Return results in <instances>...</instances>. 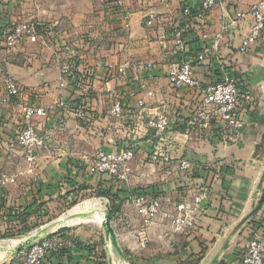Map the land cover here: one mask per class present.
I'll return each mask as SVG.
<instances>
[{"label": "crops", "instance_id": "crops-1", "mask_svg": "<svg viewBox=\"0 0 264 264\" xmlns=\"http://www.w3.org/2000/svg\"><path fill=\"white\" fill-rule=\"evenodd\" d=\"M56 1L0 0V132H13L12 138L16 141L14 136L21 121V104L26 103L53 110L46 123L51 131L56 128L83 131L100 126L106 129L104 150L133 146L134 157L125 170V188L135 189L139 183L142 186L138 187H156L162 211L168 213L173 212L175 204L183 199L181 193L189 198L201 188L189 182L186 178L189 172L178 169L179 160L189 159L197 169H201L202 175L210 170V175L218 177L214 179L209 198L202 204V215L192 229L173 234L168 220L162 215L146 227V230L157 234L159 241L151 264H189L202 256L198 262L201 264L206 254L217 249L215 255L220 250V241L223 242L251 210L254 193L264 174V153L261 155L256 151L264 136V31L246 52L240 53L238 46L242 36L249 31L252 18L246 14L244 20L238 21L235 16L238 11L248 13L258 0H219L206 20H193L184 13V4L194 7V0H125L131 11L129 27L123 26L114 0ZM150 11L157 12L160 19L152 26H146L145 16ZM57 14H65L71 20L52 17ZM28 19H35L41 25L39 40L5 47L1 37L4 28ZM173 25L184 27L186 31L185 52L182 55L175 51L169 37ZM223 27L226 32H223L219 53L194 64V73L202 82H209L221 78L224 72H232L241 82V91H249L254 96L251 103L247 102L248 107L246 102L243 104L245 127L233 143L226 145L217 139L215 130L194 132L189 136L181 131L198 103L193 93L183 87L172 86L167 79L172 62L193 60L194 54L210 44ZM57 29L58 33L54 31ZM70 54L75 58L79 71L88 67L91 73L83 83L60 88V62ZM124 62L129 63V68L121 70L120 65ZM5 75L16 80L20 88L17 98H11L2 86L1 79ZM60 99L74 106L85 105L93 116L89 125L66 115L58 107ZM114 99L120 100L123 105V117L119 120L109 116ZM140 100L144 102L141 106ZM139 111L145 115L162 111L170 114L173 122L158 137L137 124L136 114ZM152 155L158 158L155 162ZM68 157L66 153L53 156L41 149L32 172L27 170L29 164L23 151L21 160L26 165L15 171L0 162L1 170L16 175L15 184L0 189V238L9 232L16 233L27 223L32 225L42 220V216L51 211V205H57L58 201L66 204L74 195L77 197L84 192L97 191L101 176L68 168ZM137 174L143 177L137 178ZM194 174L197 172L194 171ZM152 175L156 179L155 184L148 186L153 180ZM110 182L106 185L113 186V190L119 187ZM181 185L185 186L178 187ZM126 206L132 207L140 221L134 207L130 204ZM9 214L11 217L7 218ZM39 214L41 218H37ZM60 218L64 219L65 215ZM69 220L52 226L54 230H47L43 236L55 234L54 240L65 249L66 255H71L66 264H94V232L88 228L71 230L67 226ZM245 231L248 234L244 239H237L238 233L232 236L218 264H238L237 251L245 245L249 235V231ZM141 237L144 238V234ZM79 240L90 241V249L78 248L81 246L77 244ZM232 241L237 244H232ZM140 243L142 248L143 242ZM134 246L135 243L129 239L127 249L133 252Z\"/></svg>", "mask_w": 264, "mask_h": 264}, {"label": "built area", "instance_id": "built-area-1", "mask_svg": "<svg viewBox=\"0 0 264 264\" xmlns=\"http://www.w3.org/2000/svg\"><path fill=\"white\" fill-rule=\"evenodd\" d=\"M194 1V7L188 4L183 8L184 13L193 20H206L219 0ZM113 3L120 14L123 26L129 27L131 11L126 6L125 0H114ZM246 14L251 16L252 22L249 31L241 38L238 46L240 53L246 52L264 31V0H258L248 13L238 11L235 16L238 21H241L244 20ZM158 19H160L159 14L150 11L145 16L144 24L152 26ZM39 27L41 25L35 19L20 20L8 25L1 34L4 46L12 48L25 41L37 42L40 37ZM185 32V28L179 25H173L169 30V37L173 42L174 49L181 55L185 52ZM223 32H226L225 27L222 32L212 38L210 44L202 47L193 60L182 59L172 62L167 71V79L172 86L183 87L193 93L194 99L198 103L195 112L185 120L182 132L189 136L194 132L203 133L215 130L217 139L226 145L233 143L245 127L243 104L246 102L248 107L247 102L251 103L254 96L249 91H241V82L232 72H224L219 80L209 82H202L194 73V64H199L205 61L208 56H215L219 53L224 37ZM76 64L75 58L71 54L60 62L58 76L60 88L74 87L89 77L91 70L85 67L79 71ZM126 68H129V63L124 62L120 65L121 70ZM1 83L11 98L19 96L20 88L12 76L5 75L1 79ZM143 103V100L139 101L140 106ZM21 106V121L14 139L22 148L24 158L29 164L28 172H32L37 153L45 148L52 138V131L47 128L46 123L53 110H47L45 107L33 103L21 104ZM58 107L63 109L66 115L73 116L84 125H89L93 117L85 105L74 106L64 99L59 100ZM109 116L116 120L123 117V105L120 100L112 101ZM136 121L137 124L160 137L170 128L173 117L162 111L152 115H145L139 111L136 114ZM133 157L134 149L130 145L114 150L100 149L97 151L95 159L85 168L88 173L106 174L113 180L124 181L127 163ZM195 167V164L186 158L178 162V169L182 172H191ZM15 183L16 175L0 169V189ZM209 194L210 190L207 186H202L189 198L179 200L171 213L163 212L160 198L151 193L129 191L123 202L134 207L144 227L152 225L158 216L162 215L168 220L171 233L181 234L195 226L202 215V204L208 200ZM258 213L255 223L249 226V235L245 245L237 251L236 261L238 264H264V207ZM56 244L60 247L57 240ZM52 246L53 240L47 237L33 242L28 249L22 251V257L17 261V264H44L45 256Z\"/></svg>", "mask_w": 264, "mask_h": 264}, {"label": "rangeland", "instance_id": "rangeland-1", "mask_svg": "<svg viewBox=\"0 0 264 264\" xmlns=\"http://www.w3.org/2000/svg\"><path fill=\"white\" fill-rule=\"evenodd\" d=\"M56 3H59V0L56 1ZM86 5L89 6V4ZM55 16L58 17L60 16L62 18H66L67 20H71L69 16L65 14L52 15V17ZM51 26L52 28L55 27L53 25ZM56 28H58V25ZM54 31L58 33L59 30L57 29ZM105 131L106 129H103L100 126L97 127V129H92V130L84 129L83 131L81 130L79 131L78 129L77 130L72 129L68 131L66 128H62V129L56 128V130L52 131L53 134H52V138L50 139L52 140V142L51 143L48 142L49 144L47 148H42V150L51 152L53 156L59 154H65V153L68 154L69 157L67 158L66 161L67 166H69L68 168L74 167L76 163L89 164L95 159L97 151L103 149L102 147L105 144L104 143L105 141L103 140V135H105ZM12 133L13 132L11 133L6 132L5 130L0 132V154L2 157V158L0 157L1 158L0 162L3 163V166L10 168L12 171H15V169L23 167L26 164L23 160H21L22 148L16 141L14 142L12 138ZM157 159H158L157 157L154 158V155H152V160L154 162ZM131 161L128 162L127 165H130ZM142 174L141 175L137 174L136 177L142 178L143 177ZM153 175H152L153 180L149 182L148 186H152L153 184H155L156 179H154ZM110 180H111L110 182L111 184H116V186L119 185L125 188L124 181H119V180L113 181L112 179ZM140 184L141 183H139L138 186H142ZM138 186L135 189H129L127 187L125 189H127L128 191L129 190L132 191L143 188ZM114 191L115 190H113V192ZM101 194L102 192H100L98 195L96 194V191L95 192L88 191V192H84L80 196L76 197V195H74L73 197H71L70 200L68 201L69 204L68 203L65 204L63 202L58 201L57 205H51V209H50L51 211L47 215L44 214L42 216V222L37 226H35L34 228H32L31 230H29L26 234L16 235L13 232L7 233L4 237L0 238V264H14V260H15V264H17V261H19V259L22 257V251H16V248L17 246H20L23 243L26 236L35 233V231L37 230L40 231V229L43 226L53 221V219L56 220L63 215L70 214L73 208L76 205L82 203L83 201L93 202L92 205L94 207L93 209L96 210L98 209L97 211L102 212L101 215V217H103L102 221L99 223L98 221L95 220L94 217H90L88 218L89 220H84V221L69 220L67 222L68 223L67 226L71 230L88 228L89 230H92L94 232L93 244L95 248H94L93 257H95L96 260L94 261V264H113L114 256L112 254V249H111L112 243L110 241V236L108 234L107 226L105 224L106 219H108L110 227L113 230L116 239V244L120 253L123 255V257L126 258L129 264H151L152 262L150 261L153 260L154 258L153 253L156 250L157 244H159V241H157L156 239L157 234H155V232H150L146 230L147 228L144 227L141 224V221L138 220L132 207L126 206V204L124 205L123 200H120L118 195L117 196L114 195L113 198H110L107 195H101ZM253 202H255V199ZM255 216H257V213L253 216V218ZM48 230L50 231L54 229L48 228ZM242 230L239 233V238L237 237V239L239 240L246 238L248 234V232ZM143 234L145 236L144 238L141 237L143 236ZM95 236L97 237L96 239ZM44 237L46 236H43V238ZM129 239H131V241L136 245L133 247L134 248L133 252H131L130 249H127ZM13 240H15V243H13ZM141 241L143 242L142 248L139 247ZM232 242H233L232 244L235 245L237 244L234 243V241ZM237 242L239 241L237 240ZM220 243H222V241H220ZM77 244L81 245V249H87V247L89 248V245L92 243L87 240L83 242L79 240ZM210 245H211V238L207 244V247L209 248ZM216 250L217 249H214L210 254L208 255L206 254L201 264H206V262H208L210 258H212ZM67 260L63 259V262L65 263ZM48 263L52 264L51 262Z\"/></svg>", "mask_w": 264, "mask_h": 264}, {"label": "trees", "instance_id": "trees-1", "mask_svg": "<svg viewBox=\"0 0 264 264\" xmlns=\"http://www.w3.org/2000/svg\"><path fill=\"white\" fill-rule=\"evenodd\" d=\"M188 4H184L183 8L187 7ZM197 54V53H196ZM194 54V56L196 55ZM193 56V58H194ZM220 78H217V80H219ZM183 131V129L181 130ZM74 168H77L78 170H82L83 173H88L86 171V168H85V165L84 164H79V163H76ZM198 167L196 166L191 172H189V174L186 175V178L189 180V182H192L193 184H198L199 186H207V188L210 190L212 187H213V184L215 183L214 182V179H216V175L214 174H209L210 173V170H207L205 172V174H201L200 171L201 169H197ZM194 171L197 172V174H194ZM193 172V173H192ZM90 175H94V174H91V173H88ZM99 176H101L100 178V181H99V187L97 188V191H96V194L99 195L100 192H102L101 195H107L108 197L110 198H113L114 195H118L119 199L120 200H123L126 195L129 193V191L121 186H119L116 190V192H113L112 190V186L109 185L107 186L106 183L108 181H110V179H112L110 176L106 175V174H97ZM197 175V176H195ZM193 177H198L200 180L198 181H195ZM197 182V183H196ZM104 183V184H102ZM103 185V186H102ZM185 185H181V186H178V187H183ZM130 192H142V193H151V194H154V195H159V192L157 191L156 187H147V188H142V189H139V190H132ZM185 193H181V197L183 199H185ZM181 200V199H180ZM16 203V202H15ZM42 215H38L37 218H41ZM11 217L10 214L7 215V218ZM26 221V219L24 220ZM42 222V220L38 221V222H35L33 223L32 225H29L28 223L24 225V228L22 227L20 230H18L16 233L14 234H17V235H21V234H25L27 233L29 230H31L32 228H34L35 226H37L38 224H40ZM255 223V219L252 220L251 224H249L247 226V228L243 229L242 231H245V230H249V226H252L253 224ZM54 235L55 234H51V235H47L46 237L53 240V246L49 249L48 251V254L45 256V259H44V264H49L48 262H51L52 264H66L63 262V256L65 255V259L67 260H70L71 259V255H66V251L64 248L62 247H58L57 244H56V239L54 240ZM52 236V237H51ZM78 248H81V246H79ZM88 248V247H87ZM202 256H199L197 258H195V261H191L189 264H197L198 261L201 259ZM67 260V261H68Z\"/></svg>", "mask_w": 264, "mask_h": 264}, {"label": "water", "instance_id": "water-1", "mask_svg": "<svg viewBox=\"0 0 264 264\" xmlns=\"http://www.w3.org/2000/svg\"><path fill=\"white\" fill-rule=\"evenodd\" d=\"M256 151L258 153H260L261 155H263V153H264V136H263L262 140L257 144ZM263 181H264V174H263L261 180L259 181L257 188H256V191L254 193L253 199H255V202H253L251 210L245 216H243L240 219V221L234 226L232 232L223 240L220 250L213 256V258L210 260V262L208 264H218V262L221 260L223 253L228 249V246L230 244L232 236L234 234H237V233L239 234L240 231L252 220L253 216L261 209L263 202H264V184H263ZM105 224L107 226V231H108V234L110 236V241H111L112 245L114 247H116V249L119 251L117 244H116L115 235L113 233V230L110 227L108 219H106ZM41 238H43V237H40L38 235H36V236L35 235L34 236L28 235L27 238H25V240L23 241V243L16 248V251H23L25 249H28L29 246L33 242H35ZM119 253H120V251H119Z\"/></svg>", "mask_w": 264, "mask_h": 264}, {"label": "bare ground", "instance_id": "bare-ground-1", "mask_svg": "<svg viewBox=\"0 0 264 264\" xmlns=\"http://www.w3.org/2000/svg\"><path fill=\"white\" fill-rule=\"evenodd\" d=\"M92 205H93V202L91 201H83L82 203L76 205L70 214L65 215L64 219L58 218L52 223H50L48 226H46V228L42 229L39 232L30 234V236L38 235L42 237L43 235L46 234L48 228H51L52 226H56L59 222L60 223L66 222L69 219H78V218L87 219L90 217H94L95 220L100 223L103 219V217H101L102 212L97 211L98 209L97 210L93 209L94 207ZM71 215H74L75 217H71ZM25 238H27V236ZM13 243H15V240H13ZM111 249H112V254L114 256L113 264H129V262L119 253L116 247L111 245Z\"/></svg>", "mask_w": 264, "mask_h": 264}]
</instances>
